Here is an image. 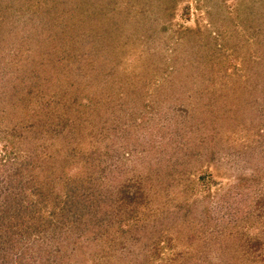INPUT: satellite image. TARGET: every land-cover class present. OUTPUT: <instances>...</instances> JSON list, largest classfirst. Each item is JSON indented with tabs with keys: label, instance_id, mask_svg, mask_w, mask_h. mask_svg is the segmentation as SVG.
I'll list each match as a JSON object with an SVG mask.
<instances>
[{
	"label": "rangeland",
	"instance_id": "obj_1",
	"mask_svg": "<svg viewBox=\"0 0 264 264\" xmlns=\"http://www.w3.org/2000/svg\"><path fill=\"white\" fill-rule=\"evenodd\" d=\"M0 264H264V0H0Z\"/></svg>",
	"mask_w": 264,
	"mask_h": 264
}]
</instances>
